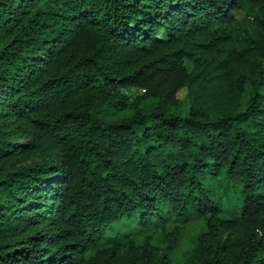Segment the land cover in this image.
I'll use <instances>...</instances> for the list:
<instances>
[{
    "label": "trees",
    "instance_id": "16d2710c",
    "mask_svg": "<svg viewBox=\"0 0 264 264\" xmlns=\"http://www.w3.org/2000/svg\"><path fill=\"white\" fill-rule=\"evenodd\" d=\"M0 264H264V0H0Z\"/></svg>",
    "mask_w": 264,
    "mask_h": 264
},
{
    "label": "rangeland",
    "instance_id": "374dc122",
    "mask_svg": "<svg viewBox=\"0 0 264 264\" xmlns=\"http://www.w3.org/2000/svg\"><path fill=\"white\" fill-rule=\"evenodd\" d=\"M185 92H186L185 89L181 90L179 92V97H183L185 95ZM126 93L130 96H137L140 93H142V90L136 89V88H130L126 90ZM169 224L170 225H182L186 229L182 244L180 245L179 249L175 253V257H179L182 255L184 251L189 249L191 245V239L196 235L201 225L198 220H192L188 223H177L173 218L169 220Z\"/></svg>",
    "mask_w": 264,
    "mask_h": 264
}]
</instances>
